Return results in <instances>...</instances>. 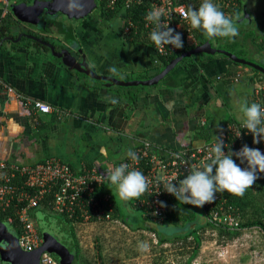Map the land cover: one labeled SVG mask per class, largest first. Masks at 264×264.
I'll return each mask as SVG.
<instances>
[{
    "label": "crops",
    "instance_id": "crops-1",
    "mask_svg": "<svg viewBox=\"0 0 264 264\" xmlns=\"http://www.w3.org/2000/svg\"><path fill=\"white\" fill-rule=\"evenodd\" d=\"M19 2L22 0H10L8 8L0 2V26L6 19L16 18L13 7ZM54 14L41 13L38 18L26 10L29 21L20 20L4 32L0 28V160L35 164L55 155L75 169L96 164L105 171L116 167L145 139L159 153L163 148L200 144L215 134L225 118L244 119L242 105L255 101L254 78L260 74L251 69V82L227 76L219 79V74L237 71L238 66L217 53L193 65L180 61L158 83L138 91L134 85L108 84L70 67L49 46L28 36L5 38H17L30 29L29 33L54 38L58 49L70 48L96 71L121 79L149 78L161 70L157 68L159 53L150 43L126 39L118 29L97 22L96 15L67 16L70 19L65 20L52 17ZM69 24L71 31L64 29ZM255 55L264 58V50ZM112 67L116 73L110 71ZM27 98L49 102L52 109L37 110L26 103ZM113 99L118 102L112 103ZM110 185L108 181L106 189L119 204ZM44 207L35 208L32 216L36 218L39 210H53ZM70 222L75 230V251L76 228L88 223Z\"/></svg>",
    "mask_w": 264,
    "mask_h": 264
},
{
    "label": "built area",
    "instance_id": "built-area-1",
    "mask_svg": "<svg viewBox=\"0 0 264 264\" xmlns=\"http://www.w3.org/2000/svg\"><path fill=\"white\" fill-rule=\"evenodd\" d=\"M9 1L0 0L6 8H8ZM97 1L98 5L104 2L105 8H113L119 14L132 4L148 3L146 15L153 8L163 9L164 15L161 18V23L181 34L184 47L197 43L196 29H190L188 21L182 19L180 15L183 10L188 9L186 3L175 2L176 0ZM218 3L225 5L226 8H231L237 4V0H218ZM230 12L228 11V14ZM146 15L144 16L145 26L151 33L156 26L145 19ZM128 29L129 25L127 24L125 30ZM178 50L172 45H165L162 50H157V52L168 55ZM226 75L237 81L243 76V73L231 72ZM260 77L254 78L253 95L255 103L260 104L261 108L264 109V81L262 82ZM6 86L10 90L14 89L9 84ZM26 103L32 104L37 110L43 112H49L52 109L49 102L38 98H27ZM242 122L243 119H231L222 126L218 135L209 141L184 148H163L161 153L154 151L155 147L150 140H143L141 145L132 150L138 159L133 160L128 156L116 166L127 164L128 171L139 170L148 178L147 191L139 200L133 199L134 204L147 210L153 219L163 220L169 209L168 203L174 196L164 190L161 181L171 180L178 183L179 180L186 177L190 167H199L202 163L207 162V157L217 137L223 139L226 145L225 153L229 149L233 152L239 151L245 144L250 148H258L264 153V140L259 144H254L253 135L241 127ZM234 158L235 156H233ZM246 166L241 165L240 167ZM105 175V171L96 164L84 165L75 169L68 161L55 155L35 164L21 165L0 160V211L6 210L12 205L23 203L16 210L21 225L19 243L25 250H34L42 244L43 237L38 230L31 210L42 205V199L46 194H53L52 206L56 212L67 214L79 223L114 220L112 217L114 208L111 201L112 194L106 189L108 181L105 179ZM17 176L20 177L19 180L15 179ZM226 201V198H222L217 193L215 201L206 204L207 206L210 205L209 214L206 216L207 220L217 225H220L221 221H225L229 226L238 228L240 227V220L236 207ZM161 202L165 205L164 207L161 206ZM0 264H4L1 259ZM40 264H60V262L52 252L47 250L42 252L40 256Z\"/></svg>",
    "mask_w": 264,
    "mask_h": 264
},
{
    "label": "rangeland",
    "instance_id": "rangeland-1",
    "mask_svg": "<svg viewBox=\"0 0 264 264\" xmlns=\"http://www.w3.org/2000/svg\"><path fill=\"white\" fill-rule=\"evenodd\" d=\"M243 1L248 4V9L253 15L250 20V27L256 28V25L259 24L262 26L261 21H257V16L264 12V0ZM94 12L96 15L100 13ZM59 17L65 20L70 19L64 14L59 15ZM257 31L263 32L261 29H257ZM217 54L225 57L220 53ZM247 55L255 61L261 59L251 51ZM237 68L243 73L242 80L246 78L251 82L249 80L251 69L242 65ZM110 186L115 193V186ZM118 202L122 214L130 224L118 216L112 221L88 223L77 227L76 236L77 245L80 248V258H85L92 264H185L187 256L192 250V245L189 246L188 251L187 247L179 246L181 241L175 244L161 243L157 230L165 234L178 232L184 234L192 225L191 222L184 225H174L164 220L146 216L147 210L135 206L133 200L125 202L118 198ZM196 211L195 224L200 225L206 221L205 211L202 207H196ZM35 219L43 236L47 233H58L64 237L69 235L68 237L73 240L72 224L61 213L55 210L48 212L39 210ZM0 220L17 230L13 222L6 219ZM139 225L142 227L133 228ZM201 233L203 237L201 246L191 264H264V233L259 228H246L239 235L227 237V240L221 237L218 230L214 228L207 227L201 230ZM141 242L148 245L147 250H139L138 245ZM76 264H80V262L76 261Z\"/></svg>",
    "mask_w": 264,
    "mask_h": 264
},
{
    "label": "clouds",
    "instance_id": "clouds-1",
    "mask_svg": "<svg viewBox=\"0 0 264 264\" xmlns=\"http://www.w3.org/2000/svg\"><path fill=\"white\" fill-rule=\"evenodd\" d=\"M163 15V9L156 8L146 15L145 19L156 26L150 33V40L157 50H162L165 45L182 49L184 44L181 34L161 23ZM180 15L182 19L188 21L190 29L199 30L202 36L209 41L216 37L234 39L239 34L234 18L227 16L212 0H202L198 10L189 6ZM110 71L116 73L117 69L112 67ZM111 102L117 103L118 101L113 99ZM240 111L244 116L241 127L253 135L254 144L261 143L264 140V109L258 103L253 102L249 106L245 101ZM225 147L223 139L217 137L207 157V162L199 167H190L186 177L178 183L171 180L161 181L164 190L175 196L180 203L195 207H203L207 203L214 202L217 193L227 192L233 196L242 197L246 190L260 178L258 173H264V153L258 148H250L247 144L236 152L229 149L225 153ZM127 155L133 160L138 159L131 150ZM233 156L240 161L241 165L246 163L247 166L241 168ZM105 173V179L115 186V195L121 201L139 200L148 189V178L139 170L128 171L127 164L114 168L109 167L105 169ZM161 206H165L163 202ZM138 248L145 251L148 245L141 242Z\"/></svg>",
    "mask_w": 264,
    "mask_h": 264
},
{
    "label": "trees",
    "instance_id": "trees-1",
    "mask_svg": "<svg viewBox=\"0 0 264 264\" xmlns=\"http://www.w3.org/2000/svg\"><path fill=\"white\" fill-rule=\"evenodd\" d=\"M175 2L186 3L188 8L189 6H191L198 10V7L202 3V0H176ZM212 2L216 4L219 7V9L223 11L227 16L233 17L239 29V34L234 39L216 37L217 39L223 42L220 43L219 46L234 51L238 55L249 59L252 58V57H248L247 55L249 54V51L253 53H260L262 50H264V32L257 31V29H261L262 31H264V17H260V16L257 17L258 19L257 21H261L262 26L261 24H259L256 26V28L251 27L250 29H247L244 28L243 26L245 25V23H243V21L238 20V18L241 16L244 6L246 5L243 0H237V4L233 5L231 8H226V6L223 4L219 5L218 0H212ZM103 3L104 2H102V4L100 3L99 5L101 12L99 13V15H96L97 22H99L102 25L106 24V26L108 27H113L114 29H118V32L121 33L126 39L132 41H139L143 43L148 42L150 43V45H152L155 48V44L150 40V33L147 27L145 26L146 21L144 20V16L146 15L148 10V5H149L148 3L132 4L129 7H127L125 10L121 11L120 12L121 14L117 13V11L113 8L110 9L105 8ZM228 11L231 12L228 14ZM94 13L95 12H90L87 15L79 18L82 19L84 17H89V16L93 17L95 15ZM130 22H133V24L135 25L130 24ZM127 24L129 25V29L125 30ZM7 27L9 28L10 26H9V22L6 19L5 22L2 23L1 30L4 32ZM64 29H66L67 31L72 30L70 24L64 25ZM27 30L29 32L31 31L30 29ZM196 32H197L196 44L203 43L207 40L202 36L199 30L196 29ZM48 38L49 37L45 39ZM193 46H195V44L191 46L183 47L182 49H179L178 51L168 55L159 54L158 58L161 61V63L159 67L157 66L156 67L158 69L159 68L162 69V67H164L174 57L178 56L179 54L190 49ZM220 54L225 56V54L223 53ZM213 57H214L213 54H207L201 52V53H195L191 56H187L181 62L187 63L189 65H193L197 62H206L207 60L212 59ZM261 57H263V55ZM232 63L235 65L246 66L247 68H250L255 72H257V74H262L264 76V74L259 72L258 69H255L251 66L248 67V65L241 64L235 61H232ZM230 73L231 72L227 71L224 75L227 76L226 74H230ZM249 79L252 80V77L250 76ZM262 81H264V77H262ZM133 87L137 88L138 91H142V90L146 91L147 87L149 86L138 84V85H134ZM251 103H253V100ZM231 119H236V118L230 117L222 120L220 128L215 132L213 136L206 139V141H209L213 137L218 135L222 126ZM234 160L238 165L241 166L240 161L236 157L234 158ZM242 165H246V163ZM71 166L73 165L71 164ZM258 176L260 178L254 183V185L251 188L246 190L245 194L242 197L233 196L227 192L222 194L219 193L222 198H226L227 200L226 202L228 204L235 205L236 210L238 212V218L240 220V227L233 228L229 226L228 223H226L225 221H221L220 225H217L212 223L210 220H207V217L205 222L203 221L200 225H197L195 224V221L197 219L196 207L189 204H182L174 196L173 198H171V201L168 203L169 209L167 210L166 217L163 220L172 223L174 225H184L190 222L192 225L187 229V232L184 234H182L181 232L174 234H165L157 230L159 234V242L161 243L168 242L171 244H175L176 242L181 241V244L179 246L187 247L188 251L190 249L189 246L192 245V250L189 256H187V261L185 262V264H191L192 260L197 256L201 246V241L203 238L201 230H204L207 227L217 229L221 237H224L226 240L228 239L227 237L230 238L241 234L246 228L248 229L259 228L262 231V233H264V173H258ZM15 179L19 180L20 177L17 176ZM52 200H53V194L52 193L46 194V196L42 199V205H44L47 208H53ZM111 201L114 207L112 217L116 218L120 216L127 224H130L128 219L122 214L121 208L119 204L116 202L113 195H111ZM22 204L23 203L12 205L8 207L6 210L0 211V219L7 220L9 219V217H12L11 221L16 226L18 233L21 232V225L16 210L17 208L21 207ZM209 206L210 205L207 206L205 204L202 207L205 211V216L209 214ZM34 209H32L31 212ZM62 215L66 220L68 221L71 220V218L67 214H62ZM146 216L152 218L149 214H147ZM137 227H142V226L139 225L133 228H137ZM71 233L73 234V236H75V230L72 226H71ZM75 247H76L75 249L76 254L75 257L72 259L71 264H76V261H79L80 264H92L87 259L80 258L79 255L80 248L78 245H76ZM53 254L60 262L59 256L56 255L55 253ZM60 264L62 263L60 262Z\"/></svg>",
    "mask_w": 264,
    "mask_h": 264
},
{
    "label": "water",
    "instance_id": "water-1",
    "mask_svg": "<svg viewBox=\"0 0 264 264\" xmlns=\"http://www.w3.org/2000/svg\"><path fill=\"white\" fill-rule=\"evenodd\" d=\"M43 1L45 2H42L41 0V2L37 3V0H22V2H19V4L15 5L13 7V11L17 16L16 18H11L10 21H8L10 26L9 28H13V26L19 23L18 21L20 20L29 21V17L24 15V12L26 10H29L31 13L35 12L38 18L41 17V13L46 9L50 13L60 11L69 17L79 18L92 12L98 6L97 0ZM37 17L36 19H38ZM246 17L251 20L252 14L247 11V13L241 19H244ZM23 35L38 40L42 44L49 46L53 54L60 56L63 62L68 66L73 67L81 72H85L89 76L99 79H105L107 80L108 84L114 83L120 85H151L154 83H158L185 57L201 52L207 54L223 53L231 61L249 65L255 69H258L264 74L263 63L240 56L236 52L231 51L227 48L215 46L212 43V40H206L205 42L196 44L190 49L174 57L164 66V68H162L158 73L149 78L121 79L111 74H103L96 71L92 66H90L87 60L79 59L77 56H75L71 49L66 47L64 44L63 48L58 49L55 43L46 40L34 33L22 32L19 33L17 38H14L12 35H6L5 38L20 40ZM66 44H68V42ZM68 236L64 237L63 235L60 236L58 233H47L43 236V242L40 246H38L34 250H25L20 246L18 231L10 227L9 224L5 221L0 220V258L4 264H40V256L42 252L48 250L58 255L62 264H71L72 259L75 257V253L72 249L73 240Z\"/></svg>",
    "mask_w": 264,
    "mask_h": 264
},
{
    "label": "flooded vegetation",
    "instance_id": "flooded-vegetation-1",
    "mask_svg": "<svg viewBox=\"0 0 264 264\" xmlns=\"http://www.w3.org/2000/svg\"><path fill=\"white\" fill-rule=\"evenodd\" d=\"M38 2H41V0H37V3ZM42 2H45V1H43L42 0ZM47 10V9H46ZM94 11H97V12H101V10H100V8H99V5L97 6V8H95L92 12H94ZM247 11H249V9H248V6L247 5H245L244 6V8H243V10H242V13H241V16L238 18V20H240V21H243V23H245V25H243L244 26V28H247V29H250L251 27H250V20L248 19V17H246V18H244V19H241V18H243V16L247 13ZM250 12V11H249ZM43 14H46V16L50 13V12H45V11H43L42 12ZM48 13V14H47ZM55 14L54 15H52V17H57V16H59V15H61V14H64V13H62V12H60V11H57V12H54ZM60 13V14H59ZM251 13V12H250ZM50 14H53V13H50ZM95 14V13H94ZM252 14V13H251ZM64 15H66V14H64ZM96 15V14H95ZM67 16V15H66ZM253 16V15H252ZM258 17V16H257ZM253 20V19H252ZM3 23V22H2ZM2 23H1V26H0V28L2 27ZM45 24V23H44ZM257 26V25H256ZM52 31V30H51ZM49 32H50V30H49ZM264 32V31H263ZM52 33H55L54 32V30H53V32ZM44 38V37H43ZM45 39V38H44ZM46 40H49V39H46ZM49 41H51V42H53V43H55L56 42V40H54V38L53 39H50ZM212 43L215 45V46H219V44L220 43H223L221 40H219V39H217V38H214L213 40H212ZM55 44H57V43H55ZM219 47H222V46H219ZM259 62H261V63H263L264 64V58H262L261 57V59H259ZM239 66V65H238ZM246 67V66H245ZM233 72L235 73L236 72V70H233ZM260 72V71H259ZM225 75H222V74H219L218 75V78L219 79H222L223 77H224ZM260 78L262 79V77H264L262 74H260ZM229 78V77H228ZM231 79V78H230ZM242 78H240L239 80H237V81H240ZM232 80V79H231ZM0 249H1V246H0ZM74 249V248H73ZM74 253H75V251H74ZM76 254V253H75ZM54 255V254H53ZM55 256V255H54ZM1 259V258H0Z\"/></svg>",
    "mask_w": 264,
    "mask_h": 264
},
{
    "label": "bare ground",
    "instance_id": "bare-ground-1",
    "mask_svg": "<svg viewBox=\"0 0 264 264\" xmlns=\"http://www.w3.org/2000/svg\"><path fill=\"white\" fill-rule=\"evenodd\" d=\"M248 67H249V65H248ZM236 72H241V70H237Z\"/></svg>",
    "mask_w": 264,
    "mask_h": 264
}]
</instances>
